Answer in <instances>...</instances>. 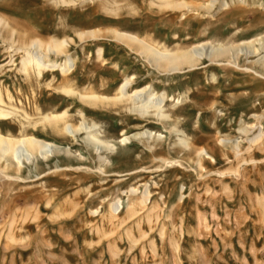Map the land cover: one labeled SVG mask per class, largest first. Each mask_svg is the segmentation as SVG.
<instances>
[{"label": "rangeland", "instance_id": "374dc122", "mask_svg": "<svg viewBox=\"0 0 264 264\" xmlns=\"http://www.w3.org/2000/svg\"><path fill=\"white\" fill-rule=\"evenodd\" d=\"M150 1L119 0L113 7L122 12L118 10L119 18H113L100 2L63 6L53 0H0V19L44 40L57 36L76 40L69 48L79 55L69 83L80 90L90 86L101 90L104 85L115 90L133 74L135 87L150 84L159 92L169 91L175 100L167 103L168 108L182 92H188L189 97L177 103L176 113L183 122L180 129L193 142L190 148L177 145L178 135L169 126L150 122L144 127L163 137L150 142L133 140L119 147L106 168L81 137L75 141L66 133L61 136L50 128L44 130L37 122V108L41 112L68 109L69 120L78 124L86 106V118L99 122L110 140L120 139L124 130L129 134L140 130L134 126L140 120L136 114L95 109L62 94L55 88L63 84L60 72L54 73L56 80L51 85V72L39 81L23 73L19 68L24 50L19 47L24 39L4 22L0 25L4 98L30 114L28 133L73 145L80 157L62 154L49 161L40 159L37 169L26 164L20 172L0 169V264H264V138L250 145L239 131L242 119L246 124L257 122L252 117L256 112L262 114L257 123L264 131V69L258 57L240 58L242 65L254 69L204 61L194 72L167 77L136 51L124 45L126 52L123 44L104 38L113 41L105 42L107 54L112 57L110 62L120 60L125 68L122 72L111 63L103 66L97 58V46L103 41L88 40L93 42L85 50L86 42L77 36L79 28L118 26L141 36L153 35L171 46L177 42L189 46L210 38L241 41L264 35V0L237 3L217 15L199 8L163 10ZM206 28L208 34H204ZM20 120L21 116H15L0 121V130L18 134ZM227 138L241 141V157L222 141ZM196 146L206 148L215 161L205 157L199 168ZM99 167L109 169L108 173ZM220 170L227 173L220 174ZM145 184L151 191L150 200L147 205L137 203V214L129 216L128 199L139 197ZM133 186L140 189L139 194H130ZM118 197L123 199V209L114 219L108 208Z\"/></svg>", "mask_w": 264, "mask_h": 264}, {"label": "bare ground", "instance_id": "6f19581e", "mask_svg": "<svg viewBox=\"0 0 264 264\" xmlns=\"http://www.w3.org/2000/svg\"><path fill=\"white\" fill-rule=\"evenodd\" d=\"M53 1L55 2V4L63 6H75L86 2H100L102 7L104 8V10H102H106L107 13H110L111 16H114L113 18H119L120 15V13L118 12L120 7H113L114 5H118L119 0ZM150 2L155 6L158 5L160 9H171L174 10V12L182 11L184 9H187L190 12L193 9L199 8L201 10L205 9L207 12L213 15H217L218 13L220 14L222 11L230 9L237 3L249 4V0H204L203 2H193L192 0H151ZM261 4H263V2ZM131 6H129V8H131ZM183 18H186L185 12L182 14V19ZM4 22L7 27L12 29V33H20V36H22V38L24 39L21 44L19 43L21 46L19 48L22 51L24 50V54L22 55L20 62L21 66L19 68L23 73H25L26 75L32 74L36 78H38L39 81V79H44L48 72H51V74H53V78L50 80V82H48V84L51 85L52 82L56 80V75L54 73L60 72L63 76V81H61L63 84L55 87L56 89H58L57 91L60 90L62 94L68 97L79 98L84 104L89 107L102 110H114L116 112L127 111L131 114L138 115L139 117H137V119L140 120L139 122H136L134 124V126H137L136 128H139L140 130L130 134L124 130V132H122L121 134L120 139L110 140L107 139L109 137L105 138L106 135L104 134V132L106 131L102 129L103 127L99 122H89L88 118H86V106H84V109L80 111L82 120H80L78 124H74L69 120L68 109L57 112L53 111V109L52 111L50 110L47 112H43L42 110L41 112L40 108H37L40 112V117L37 122L43 125L44 130L50 128L53 134L56 133L61 136H64L66 133V136L68 134L75 141L79 137H81L82 140L98 154L99 160L105 164V167L107 165L106 168H108L109 163L110 165L112 164L110 158L114 153L118 151L119 147L131 143L133 140H139L140 142H150V140L161 139L163 137L162 133H157L156 131H153L148 127H144L146 125H149L150 122L157 123L160 121L165 123L166 126H169L171 132L178 135L179 142L177 143V145L179 144L184 148H190L191 146H193V142L188 138L187 133L183 129H180V126H182L183 122L181 120V116H178V114L176 113L178 111V106L176 107L177 103L179 101L180 103L185 101L187 97H189L188 92H182V97H180L175 104L168 108L167 103L172 99L175 100V97L170 94L169 91L163 90L159 92L153 85L150 84H146L141 87H135L136 76L133 74L131 76H126L115 88V90L105 88L106 85L104 84V86H102L104 88H102L101 90L96 89L94 86H90L84 88V90H80V87L77 88L75 87L76 85L72 86L69 83V75L73 72L78 60V56L73 55L69 51V48L76 43V40L73 37L58 38L57 36L52 37L49 40H44L40 37H35V34H31L29 31L26 32L25 29V31L22 30L23 27L19 28L13 22H7L3 18H1L0 25ZM77 30H79L77 32V36L82 42H85L89 39L98 40L110 37L113 41L122 43L129 49L136 51L137 53L142 55L144 59L146 58L148 62L159 72V74L163 76L165 75L167 77L171 75L194 72L204 63V61H208L210 62V64H226L237 69H254V67L250 68L246 65H242L240 63L241 57H244L245 59L258 57L256 61L259 62L261 68L264 69V35L260 37L244 39L241 41H234L231 39L225 41L221 40L220 38H210L191 44L189 46H182L180 42H177L176 44L171 46L166 45V43H161V41H158L159 39L156 40L157 38H153V35L152 37L147 36L146 34L145 36H141L140 33L138 34V32L121 29L118 28V26H106L105 28H100L98 26L94 27L93 29L80 30L79 28ZM208 33V28H206L204 30V34ZM24 37H28V39ZM11 46L10 48H13L14 44L12 47ZM96 55L98 59L103 60V64L104 62H107L103 58L102 46H98ZM214 76H212V78ZM112 90L114 91L112 92ZM189 91L192 92V89ZM8 99L9 101H12L13 99L10 93H8ZM15 116L22 117V120H20L21 128L18 134H13L14 132L12 133V131L4 133L0 130L1 172H5L10 168H16L17 172H20L22 171L23 166L26 164H33L35 165V168L38 167L40 159L49 161L53 156H60L62 154L72 156V158L80 157L77 152H74L72 150L71 147L73 145H61L56 142L39 137L33 133H28L26 127L27 124H30V114L26 110H22L21 112L20 108L13 106L11 102L10 104H8L3 96L0 86V121H8ZM252 117H254L257 122H259L262 118V114L256 112L252 114ZM172 120H175L176 122L172 123ZM257 122L246 124L244 119H242L241 122L242 125L239 131L241 134L247 137L246 139L248 140L250 145H256L257 143H259V141H261L262 138H264V131L262 129L259 130L260 126H258ZM256 130H258L259 132L255 133ZM225 140L227 144L229 143L230 148L235 152L236 156L241 157L243 154L241 141H230L228 138L223 139L222 141L224 142ZM194 150V152H196V162L199 168H203L205 157L215 161L216 157H214L206 148H197L196 146V149ZM99 170L102 173H108L107 171L109 169L105 170V168L102 169V167H99ZM235 172L238 173V171ZM226 173L224 172V170H220V174ZM8 176L9 175H7V177ZM145 185V189L139 197L132 198V200H130V198L128 199L129 203L127 206V213L129 216L137 214V203L141 205H147L148 201L150 200L151 191L149 185ZM129 192L131 195H137L139 194L140 189L133 186L129 189ZM122 209L123 199L121 197H118L110 202L108 213L115 219ZM97 211L98 210L96 209L92 212L96 213Z\"/></svg>", "mask_w": 264, "mask_h": 264}, {"label": "crops", "instance_id": "0c3cea01", "mask_svg": "<svg viewBox=\"0 0 264 264\" xmlns=\"http://www.w3.org/2000/svg\"><path fill=\"white\" fill-rule=\"evenodd\" d=\"M69 24V23H68ZM104 38H102V39H98V41H103V43H102V47H103V58H104V60H106L107 62L105 63L104 62V64L105 65H103V66H107V65H109L110 63H111V67L112 68H114V69H116V70H120V71H124L123 69H125L124 68V65L120 62V60H113L112 62H110V60H112L111 58H110V56H108V54H107V51H108V46L105 44V42H107V41H110V42H113V41H111V40H103ZM90 40V39H89ZM88 41V40H87ZM95 41H97V40H95ZM94 41V42H95ZM86 42V41H85ZM85 42H83V43H85ZM90 42H93V41H89V42H86V44H85V50H86V47H88L89 46V44L88 43H90ZM120 43V42H119ZM119 43H117V47H120V48H122L121 47V45H119ZM122 44V43H121ZM124 46V45H123ZM98 47V46H97ZM125 47V46H124ZM127 47V46H126ZM125 47V51L127 52V48ZM82 48V47H81ZM131 50V49H130ZM82 51H83V49H82ZM83 52H85V51H83ZM129 52H131V51H129ZM79 56V55H78ZM103 61V60H102ZM116 64H117V67H116ZM113 66H115V67H113Z\"/></svg>", "mask_w": 264, "mask_h": 264}]
</instances>
